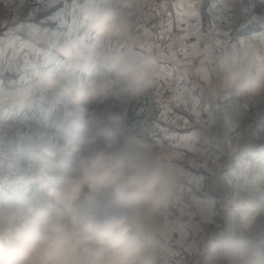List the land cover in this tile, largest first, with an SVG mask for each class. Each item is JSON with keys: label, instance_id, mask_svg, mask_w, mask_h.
I'll use <instances>...</instances> for the list:
<instances>
[{"label": "clouds", "instance_id": "9594fccd", "mask_svg": "<svg viewBox=\"0 0 264 264\" xmlns=\"http://www.w3.org/2000/svg\"><path fill=\"white\" fill-rule=\"evenodd\" d=\"M146 0H116V6H86L80 25L95 39L139 40L128 10ZM57 51L72 72H87L92 57L77 41ZM98 60L119 85V96L132 101L155 88L158 63L135 50L104 49ZM248 72L238 48L222 49L215 57L219 81L238 96L264 98V63ZM113 88L107 79H72L66 73L39 74L34 85L14 94L0 93V102L25 107L36 89L54 91L75 108L67 115L63 144L45 147L37 163L34 183L42 195L17 196L15 204H0V264H159L162 226L180 188L183 168L162 144L126 134L124 117L98 113L82 105L103 102ZM264 187V165L250 182L247 199L235 210L244 230L264 213L252 195ZM216 251V246H212ZM243 241L225 249L236 264L244 256Z\"/></svg>", "mask_w": 264, "mask_h": 264}, {"label": "crops", "instance_id": "0c3cea01", "mask_svg": "<svg viewBox=\"0 0 264 264\" xmlns=\"http://www.w3.org/2000/svg\"><path fill=\"white\" fill-rule=\"evenodd\" d=\"M45 1L47 0H0V93L11 95L29 85H34L39 74L47 71H54L58 74L63 72L75 80L78 79L79 75L88 77L93 74L95 64L92 60L88 65L87 72H72L69 69L68 62L57 51L65 43L80 42L92 59L94 53H99L108 48L113 49L116 41L105 39L99 42L81 27L80 17L86 6L103 4L113 6L114 0H69L66 4L54 3L51 5L46 4ZM193 2L194 0H157V4L167 3L169 5L168 13L163 18L158 13L156 21L147 26L152 35L145 37L143 32L138 33L135 30L139 39L160 44L161 41L157 40L156 37L162 30L159 26L163 23L171 39H165L162 46L174 45L173 50L179 53L177 59L181 62V72L185 67L189 70L194 69L199 64L201 57L192 56L191 65L185 66L182 60L185 57L180 52L181 45L176 44V41L177 43L182 42L185 40L186 34L192 33V38L197 43V31L200 35L199 44L201 48L205 43L211 44L217 38L224 40V49L238 48L248 72L254 66L251 65L250 56L246 57V53L242 51L243 47L252 45V51L259 49L261 58L257 62L264 63V42L258 38L254 39V36L256 38L260 34H264V0H237L232 9L233 17L227 23L215 25V31L210 27L214 21L209 15V9L214 0H202L198 21L190 16L177 18V10L172 5H184V11L187 12V5ZM216 2L225 3L227 0H216ZM50 3H53L52 0L49 1ZM169 18L171 22H169ZM197 23L199 24L198 29L193 27L189 32L183 31V29L188 28L189 24L195 26ZM220 27L228 28L226 37L216 36V32H220ZM97 44L100 46H96ZM119 50L127 51V48ZM220 51V49H215V57ZM149 55L154 56L158 64H165L173 69L176 67V60H165L156 52ZM214 67L215 65H213ZM98 70H101V72H97L98 77L115 82L114 75L107 72L102 64ZM111 77L113 78L111 79ZM88 80H90L89 77L86 82ZM213 85H217L221 94L225 96L229 94L234 96L235 94L233 89L223 85L215 77V74H213ZM206 87L207 85L204 86V90ZM118 88L119 85L113 83L112 89L118 94L116 97L112 96L106 99L114 98L117 104L121 105L124 100L119 96ZM163 88L166 97L160 98V102L154 107V117L156 121L158 120L166 126L164 128L159 126L161 131L156 132V136L151 141L152 144H162L172 154L177 163L182 166L183 176L180 188L169 206L168 214L162 226V248L159 264H229V261L223 256L224 250L236 248L240 243L223 244L221 237L235 235L237 227L232 228L235 223L228 215L223 218L220 217L221 215L217 214L216 209L206 211L195 207L196 204H202L206 200L211 205V209L212 206L219 205L220 200L216 198V190H220L221 185H215L212 191L213 195L198 193L185 195V191L192 188L201 192L205 191L199 189L198 184L201 186L206 183L204 180V178L207 179L206 177L213 179L211 175L206 176L205 173L220 172L221 178L217 181L222 183L227 173V164L232 163L230 159L229 161L226 159L224 162L222 161V157H225L229 151L227 144L211 137L206 141L207 137L202 135L208 132L210 125L213 126L220 121L218 115L220 104H218L217 110H212L209 113L206 121H199L196 116L185 117V112L174 102L176 97H173V88L171 90L165 85ZM226 98L222 97L221 106L223 109L229 103L228 100H225ZM59 102L62 101L57 98L56 92L42 89L34 90L32 99L23 108L13 105L10 101L0 102V204H15L17 196L21 195L25 197L42 195L37 191L38 186L34 183L38 165L33 157L43 155L42 150L45 147L59 146L64 142L62 131L70 125L71 120L69 119L63 127L54 130L48 129L47 124L48 115ZM94 103L97 104L96 109L90 108L89 111L95 110L99 113L102 105L98 101L90 100L82 106L88 109V105ZM66 109L68 112L75 111V108L68 103L65 107V113L67 112ZM162 113H164L163 116ZM133 117L135 118V116ZM221 123L225 122L222 120ZM199 126L202 127L203 132L195 130L199 129ZM228 129L230 130L229 127ZM193 136H197L198 146L195 145V139L193 141L192 139H181L183 137L192 138ZM175 145L182 146L175 147ZM210 146H213L215 151L209 149ZM229 152L231 154L232 151ZM259 153L264 155V149ZM194 154L197 156V163L190 165V158H188V162L185 161V155L190 157ZM192 169L196 173L198 170V173L202 175L199 174L195 179L190 180L188 174H194ZM185 170L188 173L186 181ZM196 213L205 217L203 221L198 219ZM207 215L211 217L207 218ZM199 226H202V230ZM212 231L213 234H211ZM245 233L246 240L243 242L246 250L245 264H264V217L261 218L260 226L257 227L253 224L250 230L245 231ZM213 245L216 246V251H213ZM236 264H243V262L237 260Z\"/></svg>", "mask_w": 264, "mask_h": 264}, {"label": "rangeland", "instance_id": "374dc122", "mask_svg": "<svg viewBox=\"0 0 264 264\" xmlns=\"http://www.w3.org/2000/svg\"><path fill=\"white\" fill-rule=\"evenodd\" d=\"M49 1H51V0H47V1H45V3L48 5H51L54 3L66 4V3H68L69 0H52L53 3H50V4H49ZM113 4H114V1H113ZM233 14H234V12L231 10V13H230L227 20L222 21V22L221 21H215L216 22L215 25L217 26V24H220V23H227V21H229V19H231V17H233ZM157 16H158V13H157ZM227 29L228 28L220 27V32H227ZM191 34L192 33L186 34L184 36L185 40H183L182 42H179V43H177V41H176V44L181 45V47L187 46L188 50L190 51L191 45L196 43V40L194 38H192ZM254 38H255V36H254ZM104 40L105 39H100L98 41L102 42ZM96 46H100V44H97ZM252 50H253V47H252V49H250L249 46L242 48V51L244 53H246V52L250 53V52H252ZM97 57H98V53H94L92 62L95 64V67H93L95 69L93 70L94 73L88 76L90 79H97V80L104 79L103 77L97 76L98 75L97 72H101V70H98L101 67V63L99 62ZM184 59L182 58L183 61H184ZM200 60H201V58H200ZM252 64L254 67L249 72L252 74H256V72L258 71L259 64H258L257 60L253 61V62L251 60V65ZM190 65L191 64L189 62L186 66H190ZM213 65L214 64H210V65H208V67L213 68ZM199 67H200V62L196 67H194L195 70L194 69L189 70L187 68L188 74L192 73V75H188V80L190 81L188 86L192 87V85H197L198 87L195 89V91L193 93L189 94L188 96H185L181 92L177 93V92L173 91L172 92L173 97H176L174 102H176V104L185 112V117L196 116L197 120L203 121V122L208 119L209 113L212 110L218 109V106H219L218 104H220V111H218V115L220 116V121L216 122V124H214L213 126L210 125L208 127V132L206 134H202V135L204 137H207L206 141H208L209 137H211V138H216L218 140H221V141H223V143L227 144V147L229 148L228 150L229 151L231 150L232 152L230 154V152L228 151V154H226L225 157H222V161L224 162L225 159L227 161H229V159H230V161L232 163L230 165L227 164V169H226L227 173L225 176V180H222V183L221 182L219 183L217 181V179L221 178L220 172H215L214 174L213 173H205L206 176L209 174L213 178V179H210V178L206 177L207 179L204 178L206 183H203L201 186H200V184H198L199 189H204L205 191L201 192L200 190H198L196 188L195 189L192 188L189 191H185V195H189L190 193L192 195L197 194V193L198 194L213 195L212 191H213L215 185L216 186L221 185V189L216 190V192H217L216 198H218L220 200L219 205L217 204L215 206H212V209H211V205L208 204L207 200H206L202 204H196L195 207L201 208L202 210H206V211L207 210L214 211L216 209L218 211L217 214L219 213V215H221L220 217L223 218L224 216L228 215L229 218H232L231 220L235 223V225H232V228L234 229L235 227H237V231L235 232V235L232 234V235H228V236L225 235V237H221L223 244L224 243L231 244L234 242L240 243L239 241L245 242L246 233H247V232L245 233V231H249L250 228L248 230H244L242 228L240 221H239L238 213L235 210V205H236V203H239L241 200L247 199L249 197L250 182L253 180L255 173L257 172L258 168L260 166L264 165V155H260V153H259L260 151H262L264 149V105H263L264 104V98L248 96V95L238 96L236 94H234V96H232V94H229L231 96H229V95L225 96L224 94H221L217 85H213V87L215 88V92L209 93L207 91V87L204 90V86H206L207 84L205 82H203L197 76V69ZM158 68L167 69L169 72H171L173 69V68L167 67L165 64H163V65L158 64ZM181 69L182 68H180V70ZM173 75H179V73H173ZM88 77H84L83 75H79L77 80H83L86 82ZM31 78H32V76H31ZM112 78L113 77H111V79ZM35 79H36V77H35ZM30 80L33 81L32 79H30ZM30 83H32V82H30ZM113 83H116V82H113ZM165 86L172 90V88L169 85L165 84ZM182 86H183V82H181V87ZM156 87H157V83H156L155 88ZM163 89L164 88H161L160 96H158L157 101L153 105L152 118H153V121L155 123V131L153 133V136L148 140L149 143H152L151 139H153V137L156 136V132L161 131L159 126H162L163 128L166 126V124H161V122H159L158 120L156 121V119L154 117V115H155L154 114V111H155L154 107L157 105V103L160 102V98L164 99L166 97L164 95L165 91ZM202 90H203V92H202ZM152 92L156 93L155 90L151 89L145 95H147L148 93H152ZM117 94L118 93L112 89V91L110 92L108 97H110V98L112 96L116 97ZM145 95H143V96H145ZM167 97H169V96H167ZM222 97L223 98L227 97L225 100L229 101V103L227 104L225 109H223V107L221 106L222 105L221 104ZM193 98H195V100L198 101V104H194ZM220 99H221V101H220ZM110 100H112L114 102H111ZM106 101L110 105H108ZM185 101H187V103H185ZM94 102H96V101H94ZM98 103H100V105H102V107L99 109V113H104L106 111L115 112L116 108H118L119 106H122V107H125V109L127 110L129 122L131 125L134 124L138 118V115L135 113L136 110L138 109V104L136 102H133L130 105H128L124 100V102H122L121 105H118L117 101H115L114 98H112V99H106L105 101L98 102ZM96 105H97L96 103H94L92 105L89 104L88 110H90V108L94 109L96 107ZM193 107H195V110L199 113V116H197L193 113ZM66 111H67V109H66ZM66 113H68V111ZM66 113L64 114L63 119L60 122L59 128L66 125L68 120L70 119ZM132 115L135 116V118ZM222 120L226 124L221 123ZM253 121H254V123H253ZM176 124L178 126V123H176ZM228 127L230 128V130L228 129ZM198 128L199 129H195V130H201L203 132V129L201 126H199ZM50 130H54V129H50ZM196 137L197 136H193L190 139H192V141L195 139V145L198 146L199 144L196 140ZM187 140H189V139H187ZM202 140H204V139H202ZM211 143L213 144L212 141H211ZM215 146H217V145H215ZM209 149H213L215 151V148L213 146H210ZM195 154L193 156H190V157L188 155H185V161H187L188 158H190L189 159L190 165L191 164L195 165V163H197L196 162L197 156ZM192 170H193L192 173H194V174H188L185 170V181L188 177H190L189 178L190 180H193L199 174H201V173H198V170H197V173L195 172L194 169H192ZM187 174L189 176L186 178ZM252 197H253V200L258 205H260L262 208H264V187H262V190L260 192L253 194ZM196 214H197L198 219L203 221V219L205 217L200 216L198 213H196ZM208 217H211V216L207 215V218ZM262 217H264V213H262L260 216L257 217V219L254 223L255 226L257 225V227H258V225L259 226L261 225V218ZM201 227L202 226H199L200 229H201ZM211 234H213V231ZM245 260H246V250L244 252V256L242 258L238 259V261L243 262V264H245Z\"/></svg>", "mask_w": 264, "mask_h": 264}, {"label": "snow or ice", "instance_id": "6c2138e0", "mask_svg": "<svg viewBox=\"0 0 264 264\" xmlns=\"http://www.w3.org/2000/svg\"><path fill=\"white\" fill-rule=\"evenodd\" d=\"M202 0H194L192 4L187 5V12L184 11L185 6L181 4H175L172 5V7L176 8V16L177 18H181L183 16H190L192 18H195L197 21L199 20V8ZM237 0H227L225 3H218L216 0L212 3L211 8L209 9V15L212 16L214 23L210 26L212 27L213 31H215V21H225L228 19L231 10L236 5ZM148 9L146 12L145 9ZM169 9V5L167 3H160L157 4L155 7H153L151 4H145L143 7L140 8H134L130 12V15H133L136 17V32H143L145 37H148L152 35V33L147 28L146 24L142 26V21L150 18V15H154L157 12L163 18L165 15H167ZM169 22H171V19L169 18ZM162 30L160 31L159 35L156 37L157 40L161 41L160 44H157L155 42L147 41V40H138L136 43L129 45L125 41H119L117 40L113 46V49L119 50L121 48H132L135 50L137 55H149L153 52H156L159 54V56L165 60H176V67L172 69L171 72H169L167 69H160L158 68V72L156 75L157 79V87L155 88V92L157 96H160V90L163 88L165 84L169 85L171 88H173L174 92L180 93L182 92L185 96H188L189 94L193 93L195 89L198 87L197 85H192V87H189L188 84L190 81L188 80V70L187 67L184 68V70L181 72L180 70V61L177 59L179 53L174 51V45L173 44H167L166 46H162L163 41L165 39H171L170 34H168V30L165 27V25L162 23L159 26ZM193 27L199 28V24L197 23L195 26L189 24L188 28L183 29L185 32H189V30ZM228 35L227 32H216V36H224L226 37ZM260 39L261 42H264V34L259 35L258 37L254 39ZM200 41V35L197 31V43L191 45V50L189 51L187 46H183L180 49V52L184 54V61L183 64L186 66L189 62L192 56H200V67L197 69V76L207 84V91L209 93H214L215 88L213 87V74H215V77L219 79L218 73L215 71L214 68H209L208 65L214 63L215 60V49H224V40L222 39H215L213 43H205L203 47H200L199 44ZM243 43V42H242ZM249 48H252V45H249ZM246 57L251 58L252 62L256 61L261 58V52L259 49H256L252 52H246ZM173 73H179V75H173ZM162 80V82H161ZM181 82H183V86L181 87ZM203 92V90H202ZM194 104H198V101L193 98ZM187 103V101H185ZM193 113L197 116H199V113L195 110V107H193ZM162 116L164 113L161 114ZM187 122L185 121V124ZM191 137H183L182 140L190 139ZM182 145H175V147H181Z\"/></svg>", "mask_w": 264, "mask_h": 264}, {"label": "built area", "instance_id": "2783aa9c", "mask_svg": "<svg viewBox=\"0 0 264 264\" xmlns=\"http://www.w3.org/2000/svg\"><path fill=\"white\" fill-rule=\"evenodd\" d=\"M146 4H151L153 7H155L157 5V0H146ZM113 6H116V0H114ZM131 11L132 10H128L127 14L130 15ZM145 11L147 12L148 9L146 8ZM157 13L154 15H150V18L143 20L142 26L145 24L146 26L152 24L157 18ZM130 16L134 21V31H135L136 17L133 15ZM157 99L158 96L156 95V93L152 92L136 100H132V101L125 100V102L128 105H130L133 102H136L138 104V109L135 112L138 115V118L136 122L132 125L129 122L128 113L125 107L119 106L118 108H116L115 112L121 114L124 117V126H125L124 130L126 134L135 135L140 139L148 142V140L153 136V133L155 131V123L152 118V113H153V105L155 104ZM66 104H67L66 101L65 102L62 101L57 103L53 107L52 112L48 115L47 118V124L49 129L59 128L60 122L65 114Z\"/></svg>", "mask_w": 264, "mask_h": 264}]
</instances>
